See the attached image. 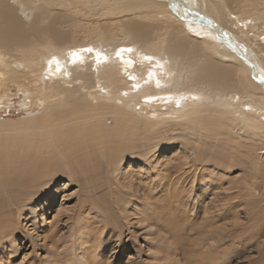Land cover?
I'll list each match as a JSON object with an SVG mask.
<instances>
[{"label":"bare ground","instance_id":"bare-ground-1","mask_svg":"<svg viewBox=\"0 0 264 264\" xmlns=\"http://www.w3.org/2000/svg\"><path fill=\"white\" fill-rule=\"evenodd\" d=\"M262 1L59 0L53 4L0 0V67L12 59L21 66L6 74L0 71V79L7 75L18 83L19 101L25 104L31 91L14 79L15 72H22L25 80V74L37 69L41 96L57 101L41 115L0 123L5 129L0 134V193L4 192L0 195V239L17 229L24 201L44 193L53 196L51 185L58 177L80 175L94 192L90 171L97 168V154L111 168L126 154L147 156L154 132L141 126L157 120L176 119L180 129H193L196 136L211 138L228 150L213 155L210 164L227 169L242 165L246 190L253 195V214L258 213V195L264 194V162L259 163L258 148L252 143L236 159L235 153L240 152L232 143L231 128L239 125L262 145L259 149L264 148ZM78 4L96 17L130 16L145 22L119 21L122 38L109 36L108 27L99 25L88 27L90 37L69 41L56 26L70 23L72 16L49 15L47 9L55 5L71 14L70 8H77L79 14ZM46 38L49 47L39 57H31L32 47ZM149 81L150 85L142 87ZM107 115L116 117L113 126H106ZM164 130L155 133L165 136ZM184 158L185 165L188 157ZM240 184L234 186L233 198L242 194L244 185ZM228 191L224 190L229 198ZM86 193L89 196L81 203L93 202ZM219 201L215 213L210 209L208 213L221 218L228 202L224 195ZM87 225L83 222L80 229Z\"/></svg>","mask_w":264,"mask_h":264},{"label":"rangeland","instance_id":"rangeland-1","mask_svg":"<svg viewBox=\"0 0 264 264\" xmlns=\"http://www.w3.org/2000/svg\"><path fill=\"white\" fill-rule=\"evenodd\" d=\"M48 1L56 4L59 0ZM53 7L47 9L49 15L60 13L73 18L70 23L56 26L65 31L69 41H81L85 35H93L88 27L99 25L108 27L109 36L122 38L119 21L129 18L145 22L130 16L96 17L81 4H78L79 14L77 8H70V14ZM83 12L85 16L81 15ZM153 22L158 23H149ZM36 43L31 57L44 53L50 40ZM11 62L8 66L3 64L0 71L6 74L7 70L16 69L19 63L13 59ZM38 75L36 69L22 80V72H15L14 79L31 91L25 104L19 101L22 96L18 83L7 75L0 79V123L33 118L57 102L55 97H48L49 100L41 96L43 85L36 82ZM115 122L116 117H105L106 126ZM177 122L157 120L141 126L151 127L154 132L149 139L153 147L148 149L147 156L129 153L111 168L96 153L97 168L90 171L95 193L85 186L80 175L60 176L51 185L53 196L44 193L24 201L25 208L17 215V229L0 239V264H54L52 261L58 264H264V194H256L260 211L253 214V195L246 190L242 165L227 169L210 164L213 155L228 150L212 143L211 138L196 136L193 129H180ZM164 128L165 136L155 133ZM4 131L0 128V134ZM231 132L232 143L240 152V155L235 153L236 159H241L252 143L258 148L259 163L264 162V148L259 149L262 145L252 139L251 133L239 125L231 128ZM192 164L196 166L194 171ZM114 172L118 174L113 175ZM240 183L244 185L242 194L239 199L233 198L234 186ZM228 188L229 198L224 192ZM86 192L93 202L81 203V199L89 196ZM0 195L4 196V192ZM222 195L228 202L225 216L213 217L208 210L215 213ZM83 222L88 225L81 230Z\"/></svg>","mask_w":264,"mask_h":264},{"label":"snow or ice","instance_id":"snow-or-ice-1","mask_svg":"<svg viewBox=\"0 0 264 264\" xmlns=\"http://www.w3.org/2000/svg\"><path fill=\"white\" fill-rule=\"evenodd\" d=\"M89 51H91V50H89ZM262 79H264V78H262Z\"/></svg>","mask_w":264,"mask_h":264}]
</instances>
